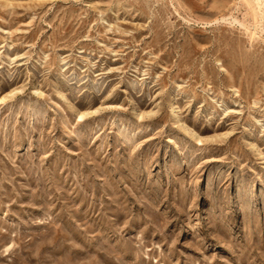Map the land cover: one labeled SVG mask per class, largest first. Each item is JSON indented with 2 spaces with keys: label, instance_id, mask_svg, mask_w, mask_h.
I'll return each mask as SVG.
<instances>
[{
  "label": "rangeland",
  "instance_id": "rangeland-1",
  "mask_svg": "<svg viewBox=\"0 0 264 264\" xmlns=\"http://www.w3.org/2000/svg\"><path fill=\"white\" fill-rule=\"evenodd\" d=\"M1 97L0 264H264V0H0Z\"/></svg>",
  "mask_w": 264,
  "mask_h": 264
},
{
  "label": "bare ground",
  "instance_id": "bare-ground-1",
  "mask_svg": "<svg viewBox=\"0 0 264 264\" xmlns=\"http://www.w3.org/2000/svg\"><path fill=\"white\" fill-rule=\"evenodd\" d=\"M2 100H3V98L1 97V98H0V101H2ZM175 107H177L176 104H173V105L171 106V111H170L171 113H174V111H175Z\"/></svg>",
  "mask_w": 264,
  "mask_h": 264
}]
</instances>
